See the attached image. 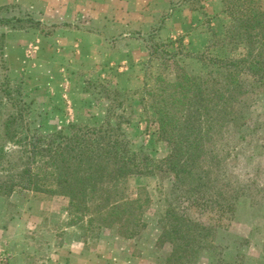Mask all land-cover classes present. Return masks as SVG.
I'll return each instance as SVG.
<instances>
[{"label": "rangeland", "instance_id": "obj_1", "mask_svg": "<svg viewBox=\"0 0 264 264\" xmlns=\"http://www.w3.org/2000/svg\"><path fill=\"white\" fill-rule=\"evenodd\" d=\"M203 1L210 5L198 22L195 19L189 26L179 22L176 32L166 38L160 36V31L155 34V39L166 42L169 49L181 50L180 61L194 74L206 72V66L196 57L199 54L224 57L243 52L242 48L231 50V45L221 41L230 22L221 0H171L173 6L167 17L176 9L196 10L193 6L198 4L203 9ZM26 13L40 19V25L27 27L30 21L7 20L12 16L26 18ZM12 23H22L23 28H12ZM52 23H56L54 28ZM113 25L111 30L89 16H62L16 4L1 10L0 136L3 122L12 116L15 138L33 131L52 132L70 122L100 125L110 103L107 90L118 89L133 103L132 121L125 127L133 149H142L156 158L165 156L166 142L158 137L157 125L147 123L139 102L145 82L151 83V76L158 70L155 60L149 61L145 42L150 30ZM69 29L92 31L95 35L81 38L72 32L57 34L59 54H49L47 43H41L43 49L39 51L38 38L16 43L6 37L10 30L48 36ZM50 30L54 31L44 33ZM206 32L207 38L202 35ZM53 56L57 57L55 62L50 60ZM246 116L252 129L244 131L245 137L242 131L231 129L222 132L215 142L224 156L222 166L228 172L225 179H237L236 183L250 191L248 203L241 204L232 218L229 213L196 206L190 213L207 223L228 227L230 235L225 239L229 242L243 238L242 245L234 247L245 254L241 264H264V96L256 97ZM9 142L6 147L12 146ZM169 178L163 173L128 178L129 196L141 193L143 197L147 192L150 198L141 211L146 225L131 237L121 235L117 226L98 229L74 221L76 214L69 213L65 196L20 189L0 197V264H73L79 261L78 255H84L90 264H165L171 246L157 243V238L171 200ZM234 248L227 251L230 260ZM210 260L205 255L198 264H214Z\"/></svg>", "mask_w": 264, "mask_h": 264}, {"label": "trees", "instance_id": "obj_2", "mask_svg": "<svg viewBox=\"0 0 264 264\" xmlns=\"http://www.w3.org/2000/svg\"><path fill=\"white\" fill-rule=\"evenodd\" d=\"M221 1L230 17L221 41L243 52L197 55L206 66L204 74L189 72L180 61L181 50H171L155 39L168 13L146 34L149 61L155 60L158 70L151 83L145 82L139 102L147 123L156 124L158 137L166 142L165 156L156 158L133 149L125 129L132 121L133 103L125 92L108 89L110 103L100 125L70 122L52 132L33 131L15 138L14 116L7 118L0 136V197L20 189L65 196L69 213L76 214L74 221L98 229L117 226L121 235L131 237L146 225L141 211L150 198L147 192L143 197L129 196L128 178L163 173L170 177L171 200L157 243L171 246L165 264H198L205 255L214 264H241L245 254L234 247L244 239L229 242L228 227L190 213L196 206L232 218L250 195L237 179H225L224 156L215 140L224 131L235 129L245 137L244 131L252 129L246 113L257 96H264V7L262 0ZM25 15L7 20L30 21L27 27L40 25V19ZM11 27L23 28V24ZM9 141L12 146L6 147ZM232 248L237 252L230 260L227 251Z\"/></svg>", "mask_w": 264, "mask_h": 264}, {"label": "crops", "instance_id": "obj_3", "mask_svg": "<svg viewBox=\"0 0 264 264\" xmlns=\"http://www.w3.org/2000/svg\"><path fill=\"white\" fill-rule=\"evenodd\" d=\"M14 4L29 6L34 10L44 13L60 14L62 16H89L91 21L100 22L104 25L106 24V26L110 28L114 26L113 23H115L118 24V27L121 29L127 28L128 30L138 29L149 31L153 27H156L161 17L170 10L171 0H0V7L12 6ZM203 5V9L193 10L187 8L182 12L176 9L170 17L165 19L164 25L159 30L160 36L166 38L168 35H173L176 32L175 27H179V22L181 25L187 24L188 26L191 22H195V19H197L196 22H198V18L203 14V10H208L207 6L210 4L203 1ZM98 8H100V10L96 14V9ZM197 29L199 30V28ZM197 29L194 32H196ZM111 30H113V28H111ZM67 32H72V35L81 38H90V36L95 35L92 31L77 29H69L68 31L59 30L48 36L40 34L34 35L32 32L24 30H10L6 34V37H8V41L11 42L13 39L16 40V43L28 41L31 38H38L39 51L43 49L41 43H47L46 49L49 54H59L61 50L56 52V48H60L56 40L59 34H66ZM208 34L209 33L206 32L202 35L207 38V36L209 37ZM56 59L57 57L55 58V56L50 58V60L54 62ZM77 257L79 258V264H90L84 255H78ZM78 262L73 264H78Z\"/></svg>", "mask_w": 264, "mask_h": 264}, {"label": "built area", "instance_id": "obj_4", "mask_svg": "<svg viewBox=\"0 0 264 264\" xmlns=\"http://www.w3.org/2000/svg\"><path fill=\"white\" fill-rule=\"evenodd\" d=\"M1 260V259H0Z\"/></svg>", "mask_w": 264, "mask_h": 264}]
</instances>
